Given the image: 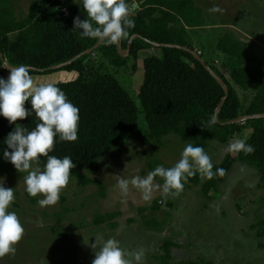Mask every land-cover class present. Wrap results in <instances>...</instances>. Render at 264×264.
I'll return each mask as SVG.
<instances>
[{
  "label": "rangeland",
  "instance_id": "obj_1",
  "mask_svg": "<svg viewBox=\"0 0 264 264\" xmlns=\"http://www.w3.org/2000/svg\"><path fill=\"white\" fill-rule=\"evenodd\" d=\"M32 1L14 0L10 3L18 19L27 16ZM191 1L202 11V24L193 28L181 23L177 28H185L188 48L218 68L229 80L244 111L256 90L243 91L233 84L230 74L239 63L218 53L216 47L224 34L232 32L239 40L251 43L257 64L264 71V0ZM76 3L79 0H72V5L77 6ZM214 6H219L223 12H209ZM90 55L89 61L112 74L141 109L138 93L143 81V60L152 55L161 57V51L152 48L140 52L136 58L128 56L120 67L110 65L98 52ZM9 75L5 71L0 73V78L6 80ZM32 77L37 84L56 85L74 79L75 74L58 71ZM25 107L31 110L30 101L25 103ZM23 122L17 121L20 125ZM138 122L145 140L114 146L99 161L98 174L80 171L85 179L103 184L105 199L100 198L96 186L84 185L80 180L70 178L59 202L41 207L26 195V173L17 172L0 156V179L4 180L5 188L14 190L15 195L9 211L17 214L25 230L23 239L16 245L15 254L0 258V264H92L98 249L91 245L100 235L105 239L119 240L127 251L144 249L143 264H163L162 246L166 241L174 245L171 250L173 264L187 261L264 264V238L257 236L259 231H264V190L260 187L257 171L246 164L233 166L219 185L216 197L211 194L212 200L202 194V186L207 180L201 179L199 173L196 175L200 182L197 185L187 182L179 195L165 194L161 187L154 191L150 202H145L142 193L131 185L127 197L122 195L114 175L131 180L134 176L146 177L158 166L173 167L180 160L184 148L188 144L193 145L174 135L152 141L141 111ZM244 125L231 141L250 137L251 129ZM228 145L211 142L205 150L214 167L222 162ZM155 183L162 186L164 181L157 177ZM41 198L37 197L38 200ZM154 202L159 207L157 211L139 212L140 208H149ZM106 213L118 214L115 230H111L107 223L99 227L94 225L93 219ZM152 220L164 222V227L161 230L146 227L145 222Z\"/></svg>",
  "mask_w": 264,
  "mask_h": 264
},
{
  "label": "trees",
  "instance_id": "obj_2",
  "mask_svg": "<svg viewBox=\"0 0 264 264\" xmlns=\"http://www.w3.org/2000/svg\"><path fill=\"white\" fill-rule=\"evenodd\" d=\"M12 1L14 0H0V53L12 67L26 66L46 70L45 73L29 71L31 76L50 75L58 71L75 74L74 79L56 85L79 108L78 140L57 142L50 155L61 159L71 157L77 165L72 170L71 178L80 180L84 185L96 186L101 199L106 197L103 184L85 179L80 171L98 174L99 161L114 146L145 140L138 122L140 111L145 115L148 136L152 141L174 135L183 142L193 143V146L206 150L211 142L228 145L241 132V125L223 126L217 122L211 123L216 109L225 97L224 92L193 56L181 50L162 48L159 49L161 57L152 55L143 60V81L138 93L141 109L112 74L100 70L93 61H89L91 55L82 56L64 69L48 71L49 68L92 49L98 42L72 31L75 18L87 19L86 12L82 7L73 6L71 0H33L27 16L18 19L10 6ZM137 1L141 7L133 17L135 27L129 30V36L121 42L123 51L127 50L133 35H139L152 43L188 48L186 30L184 27L177 28V25L182 23L196 28L203 22L202 11L191 0H135ZM152 48L154 47L149 43L136 39L129 56L136 58L140 52ZM216 51L239 63L230 74L234 85L243 91L251 88L256 90L250 105L243 111L241 100L229 80L218 68L205 61L229 89V96L218 116L219 122L226 123L242 115L264 114V71L257 64L252 47L239 40L232 32H227L220 38ZM94 52L100 53L112 66L120 67L127 61L117 54V45L102 43ZM2 68L3 61L0 59V73L6 71ZM37 123L38 119L33 115L21 125L31 131ZM244 126L251 129L247 142L255 148L254 154L227 152L222 162L213 169L216 171L222 168L225 175L207 180L202 186V194L206 199H214L212 193L216 197L219 185L237 163L255 169L259 174L260 187L264 190V119L248 121ZM14 127L15 125H10L5 118L0 117V156H3V151L8 150L4 140ZM40 159L39 167L43 168L46 158ZM199 182L197 175L188 180V183L194 185ZM26 195L32 203L38 204L37 197L33 198L27 192ZM158 208L154 202L149 208H140L139 212L157 211ZM117 217L118 214L106 213L96 216L93 223L97 227L107 223L111 230H115ZM164 224L156 220L145 222L146 227L155 230H161ZM257 236L264 238V231H259ZM172 247L174 245L170 241L163 244V264H173ZM178 264L200 263L187 261Z\"/></svg>",
  "mask_w": 264,
  "mask_h": 264
},
{
  "label": "clouds",
  "instance_id": "obj_3",
  "mask_svg": "<svg viewBox=\"0 0 264 264\" xmlns=\"http://www.w3.org/2000/svg\"><path fill=\"white\" fill-rule=\"evenodd\" d=\"M77 4V3H76ZM87 14V19L75 18L73 30L81 36L90 38L109 46L119 45L129 36V30L135 27L133 19L140 4L132 0H79ZM211 13H222L219 6L209 9ZM83 30L82 32L80 30ZM7 63L3 68L8 67ZM2 68V69H3ZM31 103V110L25 103ZM35 115L36 127L29 131L17 123ZM0 117L5 118L14 130L4 140L8 150L3 151V158L10 162L17 172L26 173L24 182L29 196L36 198L41 207L56 205L65 190L76 164L71 157L62 159L50 155L57 142H76L79 133V108L67 97L65 92L53 83L37 84L26 66L11 68L5 80L0 78ZM212 124L216 123L213 118ZM227 151L235 154L252 155L255 148L247 138H234ZM41 157L46 158L44 167H39ZM211 157L202 147L188 144L180 160L170 168L158 166L146 177L134 176L131 180L114 175L117 187L127 197L129 186L142 193L145 202H150L153 193L161 187L165 194L179 195L189 178L200 174L201 179L211 181L216 176L225 175L224 169L213 171ZM161 178V186L155 183ZM14 190L4 187L0 179V258L14 255L16 245L23 239L24 227L19 217L9 211L14 202ZM95 251L92 264H143L145 250L127 251L115 238L105 239L103 235L95 237L91 245Z\"/></svg>",
  "mask_w": 264,
  "mask_h": 264
},
{
  "label": "water",
  "instance_id": "obj_4",
  "mask_svg": "<svg viewBox=\"0 0 264 264\" xmlns=\"http://www.w3.org/2000/svg\"><path fill=\"white\" fill-rule=\"evenodd\" d=\"M80 31H83L82 29ZM136 39H141L143 41H145L146 43H149L152 47L154 48H157V49H162V48H169V49H177V50H181V51H184V52H187L189 53L191 56L194 57V59H196L200 65L205 69V71H207L210 76L218 83V85L222 88L223 92H224V95L225 97L223 98V100L221 101L220 105L218 106V108L216 109L215 111V114H214V119L216 120L217 123L223 125V126H228V125H242V124H245L247 123L248 121H251V120H259V119H264V114H257V115H247V116H240L234 120H231L229 122H226V123H220L219 120H218V116H219V113L225 103V101L227 100L228 96H229V89L227 87V85L225 84V82L212 70L210 69L205 61L200 57V55L198 53H196L195 51L187 48V47H183V46H179V45H167V44H157V43H152V42H149L148 40L146 39H143L142 37H140L139 35H133L129 42H128V45H127V50L126 51H123L122 49V43L120 42L119 45H117V54L125 59L129 56V53H130V50H131V46H132V43L134 42V40ZM246 43L250 44L249 41H246ZM102 42H97L96 45L92 48V49H89L79 55H77L76 57H74L73 59L65 62V63H62L60 65H56V66H53L51 68L48 69V71H58V70H61V69H64L65 67L71 65L72 63H74L76 60H78L79 58H81L82 56H87V55H90L92 54L94 51H96L100 46H101ZM0 59L3 61V67L4 65L7 63L5 60H4V57L3 55L0 53ZM8 64V63H7ZM9 65V64H8ZM11 68H15V67H12L11 65L8 66V67H5L4 69L7 71V72H11ZM29 71H32V72H36V73H45L46 70H38V69H35V68H31V67H27Z\"/></svg>",
  "mask_w": 264,
  "mask_h": 264
},
{
  "label": "crops",
  "instance_id": "obj_5",
  "mask_svg": "<svg viewBox=\"0 0 264 264\" xmlns=\"http://www.w3.org/2000/svg\"><path fill=\"white\" fill-rule=\"evenodd\" d=\"M71 4H72V0H71ZM73 6H75V5H73ZM77 6H79V5H77ZM250 43V42H249ZM251 44V43H250ZM172 254V253H171Z\"/></svg>",
  "mask_w": 264,
  "mask_h": 264
}]
</instances>
